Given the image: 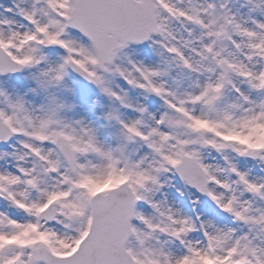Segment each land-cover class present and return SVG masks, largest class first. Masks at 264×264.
<instances>
[{
    "label": "snow or ice",
    "instance_id": "obj_1",
    "mask_svg": "<svg viewBox=\"0 0 264 264\" xmlns=\"http://www.w3.org/2000/svg\"><path fill=\"white\" fill-rule=\"evenodd\" d=\"M0 264H264V0H0Z\"/></svg>",
    "mask_w": 264,
    "mask_h": 264
}]
</instances>
